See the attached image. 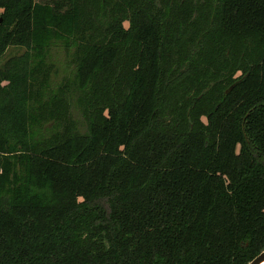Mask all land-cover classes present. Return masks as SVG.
Listing matches in <instances>:
<instances>
[{"label": "trees", "instance_id": "1", "mask_svg": "<svg viewBox=\"0 0 264 264\" xmlns=\"http://www.w3.org/2000/svg\"><path fill=\"white\" fill-rule=\"evenodd\" d=\"M0 18V60L25 50L0 65V264L264 251V0H0Z\"/></svg>", "mask_w": 264, "mask_h": 264}, {"label": "rangeland", "instance_id": "2", "mask_svg": "<svg viewBox=\"0 0 264 264\" xmlns=\"http://www.w3.org/2000/svg\"><path fill=\"white\" fill-rule=\"evenodd\" d=\"M24 51L25 50L21 48H9L4 57L0 60V65H2L3 62L8 58H18L24 53ZM49 56V62L52 63L55 67V71L52 75V80L55 83H58L72 70L73 66L71 64V57L68 52L61 48H52L50 50Z\"/></svg>", "mask_w": 264, "mask_h": 264}, {"label": "water", "instance_id": "3", "mask_svg": "<svg viewBox=\"0 0 264 264\" xmlns=\"http://www.w3.org/2000/svg\"><path fill=\"white\" fill-rule=\"evenodd\" d=\"M2 19L0 18V23ZM235 84H232L227 90L226 93H229ZM264 263V251L261 252L258 256H256L249 264H262Z\"/></svg>", "mask_w": 264, "mask_h": 264}, {"label": "bare ground", "instance_id": "4", "mask_svg": "<svg viewBox=\"0 0 264 264\" xmlns=\"http://www.w3.org/2000/svg\"><path fill=\"white\" fill-rule=\"evenodd\" d=\"M262 264H264V263H262Z\"/></svg>", "mask_w": 264, "mask_h": 264}]
</instances>
